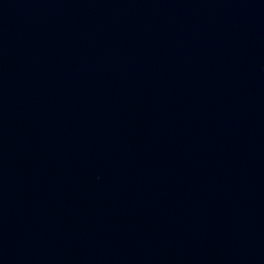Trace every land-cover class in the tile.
<instances>
[{
    "label": "water",
    "instance_id": "95a60500",
    "mask_svg": "<svg viewBox=\"0 0 264 264\" xmlns=\"http://www.w3.org/2000/svg\"><path fill=\"white\" fill-rule=\"evenodd\" d=\"M0 264H264V0H0Z\"/></svg>",
    "mask_w": 264,
    "mask_h": 264
}]
</instances>
